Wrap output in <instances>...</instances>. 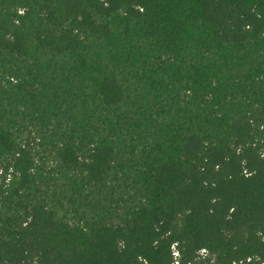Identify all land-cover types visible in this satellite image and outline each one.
<instances>
[{"label": "trees", "instance_id": "16d2710c", "mask_svg": "<svg viewBox=\"0 0 264 264\" xmlns=\"http://www.w3.org/2000/svg\"><path fill=\"white\" fill-rule=\"evenodd\" d=\"M0 264H264V0H0Z\"/></svg>", "mask_w": 264, "mask_h": 264}]
</instances>
